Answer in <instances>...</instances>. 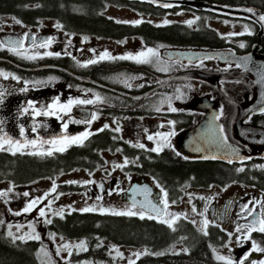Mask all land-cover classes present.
<instances>
[{"label": "flooded vegetation", "instance_id": "af4514ba", "mask_svg": "<svg viewBox=\"0 0 264 264\" xmlns=\"http://www.w3.org/2000/svg\"><path fill=\"white\" fill-rule=\"evenodd\" d=\"M202 1L210 2L209 0ZM135 2L109 0L100 15L104 16L106 20H112L119 24L139 26L148 23L155 28H146V32L141 31V33L120 28L112 34H107L99 32V29L84 30L68 26V22L64 23L54 18L41 19L35 23H24L20 20L21 23L17 24L15 21L19 19L14 14L3 15L0 18V42H2L0 43V73H3L0 75V79H3L4 83L5 79L9 80L11 86H4L0 83V92H3V102L0 103V137L7 134L13 140L24 142L36 139L39 142L64 135H81L85 131L95 133L84 140L82 146L72 144L64 152L54 153L66 154L73 147L92 146L94 148L92 154L87 152L83 159L86 165L77 162L69 166V169L63 168L58 173L47 177L55 179L59 174L75 170H83L91 176L96 175L97 179L91 184V188L85 190L86 195L93 198L102 197V199L110 197L114 204L123 205L127 210L131 208L138 213L143 211L145 218H148L149 215L156 217L151 211H148L149 202L161 209L164 208L165 198L161 189L167 193L168 204L173 205L180 203L181 198L191 189L207 190L215 186L227 188L233 183H245L249 188H252L249 191H253L250 196H247L249 192L237 189L231 198L224 199L221 204H208L204 199L199 202V209L198 207L197 209L203 213L204 219L207 218L211 222L206 229L207 235H210L212 228H215L221 232L218 240L223 241L228 238L226 229H230L234 236L232 238L233 245L229 246V250L233 251L237 257L245 252L249 255L250 264L255 263L254 258L261 259V255L259 251L252 250L253 242L259 240L264 233L259 231L248 233L246 229L236 232V228L251 225L254 220L260 219V214L264 212V203H262L264 202V189L259 185V181L244 180V178H250L249 176L252 174L264 172V155L259 156L260 151L255 152L249 147H244L236 138L233 129L236 119H239L243 125L264 126V110L251 114H247L246 110H243L240 115L238 112V103L250 102L255 97V79L242 66L236 67L237 64L232 61H220L216 57L177 59L170 57L165 52L168 50H209L248 54L253 52L254 45L258 42L257 34L260 28L256 23L247 19L194 10L188 7L162 10L161 13L153 10L139 12L135 9ZM109 6L136 10L140 14L138 21L141 22L137 24L119 20L106 13L105 9ZM186 8L191 11L185 10ZM186 14L188 20H183L185 17L181 16ZM173 15L178 19H175ZM7 19H12V23L10 24ZM43 20H55L61 27H44L41 25ZM194 20L197 21L196 26H189L185 23ZM218 21L238 27L241 25L240 33L243 35H223L216 28ZM176 24H183L191 31L202 33L207 32L208 29L216 31L218 43L212 47L185 46L175 43L176 40L171 38L169 33L164 34L163 37H157L154 41L147 38V35L159 31L160 28L165 29L166 26ZM180 32L182 33V31ZM178 34L180 33L178 32ZM26 37L27 39H25ZM32 37H35V45ZM48 39L52 40L49 46L38 47ZM9 41H22L21 52L26 53L27 56L35 55L36 58H24L22 55L9 51ZM100 42L101 44L107 43L106 46L111 45L114 48H102ZM241 44L244 47H240ZM148 48L155 49L158 53V57L152 58V63L141 64L131 59H115L126 55L135 56ZM48 52L53 55H47ZM105 52L109 53L112 59H100ZM37 53L39 55H36ZM55 53H59V55H55ZM257 54L264 55V36ZM90 60H95L96 63H88ZM45 65L58 66L68 72L56 69L39 71L24 69ZM189 72H193L191 74L199 72L214 75L218 77V80L209 83L190 76L170 79L164 83V80L172 75ZM70 73L84 79H78ZM131 77H136V79H131ZM87 78L95 83L85 81ZM125 81L131 86H126ZM196 83L200 84V89L208 90L209 95L198 96L203 91L195 90ZM25 89L27 90L25 91ZM178 89L179 91H177ZM201 97L215 99V101L221 98V105L217 101L219 105L217 115L219 119L217 120L223 126L227 140L239 148H244L249 158L229 163L223 160L190 158L181 151L180 140L209 118L208 115L205 116L206 109L192 106L193 100ZM57 99L61 104L67 103L69 99L92 100L93 103L73 105L67 115L62 112L58 113L59 119L55 115L37 116L29 107L31 102L37 111H43ZM169 105L176 108L177 111H171ZM93 114H96L95 120H91ZM88 120H91L90 124L79 122ZM65 122L68 123L66 132L63 128ZM170 122H175L174 126ZM105 125L108 127L104 128ZM22 128L23 135H21ZM101 128H104V131H98ZM117 128L119 131H116ZM169 131L175 132V135L170 138L171 147H166L159 153L150 151L156 145L154 141L148 140L147 136H155L157 132L167 133ZM136 144H144L145 148L135 147ZM186 144L192 145L194 142L186 141ZM45 147L48 146L45 145ZM24 151L28 153L34 149L28 148ZM176 152H179L180 155H176ZM2 153L12 154L11 151H0V155ZM16 154H21V152L17 151ZM108 155L127 158L129 163L122 170L115 167L117 163L109 166ZM174 162H178V164L176 165ZM179 163L190 168L188 172L185 169L182 172L184 176L181 177L179 170H174V165L179 166ZM207 163L237 164L244 171H236L234 175L237 178L236 181L200 182L201 180H197V177L204 172L201 165ZM165 168H171V174L165 173ZM116 175L118 176L116 177ZM178 176L182 179L177 181L176 185L173 179ZM61 185L74 190L81 189L76 184L61 183ZM101 185L103 188L100 187ZM30 196L33 197V195ZM133 202H135L134 208L132 207ZM194 202L195 200H193ZM3 206L5 207L2 198H0V209ZM245 207L253 210L251 215L244 211ZM166 212H168L167 209ZM189 216H192V213ZM165 218L168 216L152 219L160 221ZM181 219L197 226L196 223H193L195 220L180 215ZM41 247H43L42 244ZM234 258L236 257L234 256Z\"/></svg>", "mask_w": 264, "mask_h": 264}, {"label": "trees", "instance_id": "16d2710c", "mask_svg": "<svg viewBox=\"0 0 264 264\" xmlns=\"http://www.w3.org/2000/svg\"><path fill=\"white\" fill-rule=\"evenodd\" d=\"M109 0H0V18L3 15L14 14L24 23H35L41 19L54 18L78 29H99L101 33L112 34L116 29H126L141 33L146 28H152L151 24L144 23L139 26L115 23L106 20L100 13L104 11ZM221 4L254 6L264 10V0H209ZM135 9L139 12L149 10L163 12L161 8L151 4L135 2ZM155 28V27H154ZM159 29L147 35L153 39L163 37L164 34L171 35L175 43L188 45H205L212 47L218 43V33L208 29L207 32L191 31L183 24H176ZM177 28V29H175ZM177 32H176V31ZM164 31V32H162ZM182 31V33L180 32ZM172 32V33H170ZM178 32L180 34H178ZM100 142V141H99ZM92 146L73 147L66 154H54L52 157L35 155L29 157L22 154L2 153L0 155V180L8 179L13 183H31L37 179L58 173L61 169H69L75 163L86 165L87 152L92 154ZM171 162H173L171 160ZM220 163V162H218ZM218 163H207L203 166V174L197 180L223 183L236 181L234 176L240 169L239 165H223ZM178 164V162H174ZM171 167L182 172L190 168L182 166ZM196 167L198 165H195ZM177 167V168H176ZM171 168H165V173H170ZM247 170V167L245 168ZM252 174L245 181H259L264 189V172ZM171 174V173H170ZM173 175V174H172ZM173 179L181 181L180 177ZM243 178V177H242ZM172 180V181H173ZM176 187V186H175ZM175 231L167 224L159 220L139 216H118L109 213L78 212L66 213L63 218L55 217L48 224V231L72 238H82L87 244L85 251L80 253L78 259L112 263L113 258L109 253L108 246L102 241L111 242L116 245H127L131 247L148 248L150 253L141 255L134 260V264H223L215 260L211 254V248L217 243L221 232L212 228L210 235H205L197 226L184 220H178L174 224ZM264 244V234L260 238ZM41 242L35 239L21 240L13 239L6 234L5 225L0 226V264H40L38 253ZM178 245L182 249L173 252L171 248ZM162 252L163 255H159Z\"/></svg>", "mask_w": 264, "mask_h": 264}, {"label": "rangeland", "instance_id": "374dc122", "mask_svg": "<svg viewBox=\"0 0 264 264\" xmlns=\"http://www.w3.org/2000/svg\"><path fill=\"white\" fill-rule=\"evenodd\" d=\"M105 10L107 14L119 20L130 21V22H135L139 20L140 14L136 10L133 11L116 6H109ZM185 10L191 11L188 8H186ZM173 17L175 19H178L175 17V15H173ZM181 17H185L183 18V20H188L186 18L187 14ZM7 20L10 21V24L12 23V19H7ZM185 23L188 24L187 22ZM57 24L58 22L55 20H43L41 23V25L44 27L56 26ZM196 24L197 21L194 20V23L191 26H196ZM241 27H242L241 25H239L238 27L237 25L234 26L222 21H218L216 23V28L223 35L240 33ZM105 44H101L100 42L102 48L105 47L114 48L111 45L106 46ZM3 81H4L3 79H0V83L3 84L4 86H11V84H9V80L5 79V83ZM199 85H200L199 83H196L195 90L203 91V93L198 94V96H202L206 94L209 95L208 90L200 89ZM217 101L221 105V98H219ZM116 156L117 155L115 156L108 155L107 160L109 162V166L112 165L113 163H117V164L123 163L124 158L116 157ZM117 176L118 175H116V177ZM96 179H97L96 175L91 176L83 170H75L72 172L59 174L55 179L47 177L44 178L43 180H39V181L37 180L31 183H24L17 185L8 179L0 180V192L6 193L5 196L0 197L2 198L3 204L5 205V207L3 206L2 209H0V224L1 226L5 225V231L7 235L9 231H11L13 233V236L17 237V239H19V237H24V239L21 240H30L33 239L32 236L39 235L40 237L39 241L41 240V242H43L42 243L43 247L39 249V253H38L40 264H95L94 261L80 260L77 257L78 253H82L86 249L87 244L84 239L72 238L56 233H51L50 231H48L49 223H47L46 221L49 219L52 221L55 217L60 216V215H54L53 213L61 208L64 209L63 216L66 213L72 212L74 210L78 212H83L81 210L86 207H94L96 208V211H90V212H98V213H102L100 209L109 210L103 213H111L112 210L115 211L127 210V208L123 205H120L118 203L114 204V202L110 197L97 199L86 195V191L91 188V184L93 183V181L95 182ZM71 181H75L76 183H69ZM53 183H55L56 186V190H57L56 193L49 195L47 200H44L42 203L35 206L33 210L25 213L23 209L28 205V203H30L33 199L43 197L45 193H49L53 187ZM61 183L76 184L77 186H80L81 189L74 190L69 187H62ZM237 189H240L244 192H249L250 189L252 188H249L248 185H246L245 183H233L229 185L227 188H221L215 186L207 190L191 189L189 193L185 194L181 198L180 203L169 205L167 211L168 213L179 214L191 220H195L194 223H196V225L199 228H202V221L204 220V217L198 214L200 213L198 211L199 202H202L205 199V201L208 202V204L210 203L221 204L224 199L231 198V196H233L235 192H237ZM252 192L253 191L249 192L247 196H250ZM24 193H29V195L24 196ZM56 194H60L59 198L54 200L50 210L46 209L47 215L45 217H40L39 216L40 208H45L48 202L50 200H53V196ZM30 195H33V197ZM200 197H204V199H200ZM193 200H195L194 203ZM193 207H195L196 212H193ZM219 210L221 211V208ZM16 213H19V215H17ZM190 213H192V216H189ZM169 218L170 217L165 219H169ZM226 231L228 233L227 235L228 238H226L223 241L219 239L217 243L213 245V247L211 248L212 256L217 261H220L217 259V256L219 255V256L231 258L234 261V263L237 264H239L240 261H243V264L244 262H246V264H250L249 262L250 259L248 258L249 255L247 253L244 252L243 255L237 257L233 253V251L229 250V246L233 245L232 238L234 236V233L230 231V229H226ZM230 233L232 234L231 236L229 235ZM81 242L85 244V248L83 249L76 248L75 245L80 244ZM102 243L108 246V250L113 258V262L108 263L105 261V262H100L98 264H129L130 261H134L139 256L145 255V252L150 253L148 248L131 247L127 245H116L107 241H102ZM65 244L71 245L72 247L68 250H65L63 247ZM255 244L260 248H264V244H262L260 238L259 240H256ZM180 249L182 248L179 247L178 245H175L171 248L173 252L179 251ZM238 251H239L238 253H240V250ZM45 252L47 253V255H45ZM135 253H140V255L136 256L134 255ZM260 255H261V259L254 258L255 259L254 264H261V262H264V252H260ZM234 256L236 258H234ZM245 257H247V259H245ZM220 262L225 264L224 261H220Z\"/></svg>", "mask_w": 264, "mask_h": 264}, {"label": "water", "instance_id": "95a60500", "mask_svg": "<svg viewBox=\"0 0 264 264\" xmlns=\"http://www.w3.org/2000/svg\"><path fill=\"white\" fill-rule=\"evenodd\" d=\"M128 1H139L150 3L155 7L163 9H171L173 7H188L194 10H204L219 15H226L235 18H243L256 23L260 30L257 34L258 42L254 45V50L248 54H238L233 51H195V50H168L165 53L170 57L177 59H203L205 57H216L220 61H232L233 63L240 64L248 74L252 75L255 79L256 95L250 102L238 103L239 115L243 110H246L247 114L259 113L264 110V55L257 54V51L261 47V40L264 36V21L260 20L261 16H264V10L252 6H233L228 4H219L213 2H207L202 0H128ZM164 4L171 5L170 7H163ZM251 9V11H249ZM247 58V59H246ZM27 71H39L56 69L67 71L61 67L54 65H45L37 67H26ZM68 72V71H67ZM178 73L172 75L164 80V83L170 79H178L184 77H197L203 79L209 83H214L218 80V77L206 73ZM78 79H84L81 76L75 75ZM89 83H95L91 79H85ZM192 106L195 108L206 109L205 116L208 115V120L203 121L196 127L194 131L188 133L186 137L180 140L181 151L190 158L205 159L206 160H223L226 162L243 161L248 157V154L244 148L230 143L227 140L228 145L231 148L236 149L233 153L230 148L224 147L215 142L214 129L221 126L217 120L218 115V103L211 100L210 98H195ZM234 133L239 142L244 147H249L252 151H260L259 156L264 155V126L262 125H243L239 119L234 121L233 125ZM188 142H194V144H186ZM215 156V159L211 157ZM252 156V155H251ZM250 156V157H251ZM161 209L160 207H157ZM149 211V210H148ZM156 215L154 212H152Z\"/></svg>", "mask_w": 264, "mask_h": 264}, {"label": "snow or ice", "instance_id": "6c2138e0", "mask_svg": "<svg viewBox=\"0 0 264 264\" xmlns=\"http://www.w3.org/2000/svg\"><path fill=\"white\" fill-rule=\"evenodd\" d=\"M171 5L169 4H164L163 7H170ZM249 11H251V9H249ZM15 19V18H14ZM199 19V18H197ZM260 20L264 21V16L260 17ZM17 24H20L21 21L20 20H16L15 21ZM119 22V21H118ZM141 21H135L134 23H140ZM167 23V22H166ZM189 26H191L194 21H188L187 22ZM56 27H61V25L57 24ZM231 35H243V33H232ZM27 39V37L25 38ZM33 40V44L35 45V37H32ZM2 43V42H0ZM52 43L51 39L45 40L44 42H42L41 44L38 45V47L40 48H46L47 46H49ZM9 45V51H13L15 54L17 55H22L24 56V58H28V59H35V55L33 56H27L26 53L21 52V48H22V41H9L8 42ZM240 47H244L243 44L240 45ZM47 55L51 56L53 55V53L48 52L46 53ZM36 55H39V53H37ZM55 55H59V53H55ZM153 57H158V53L155 49L152 48H148L146 51H141L140 53H138L137 55L133 56V55H126V56H121V57H117L115 59H131L134 60L137 63H141V64H149L152 63V58ZM104 58H109L112 59V57H110L109 53L105 52L102 54V56L100 57V59H104ZM209 57H205V59H207ZM247 59V58H246ZM88 63H96L95 60H90L88 61ZM202 63V62H201ZM86 66V65H84ZM240 64H237L236 67H240ZM166 70V69H163ZM0 75H3V73H0ZM7 78V77H5ZM14 79H18L17 77H13ZM131 79H136V77H131ZM126 86H131L130 84H127V81H125ZM27 89H25L26 91ZM179 91V89L177 90ZM179 98V97H178ZM97 99H99V97H97ZM170 99V98H169ZM3 102V92H0V103ZM93 101L92 100H82V99H69L67 103L65 104H61L59 99H57L56 101H54L51 105H49L46 109H44L43 111H37L34 107V105L31 104V102L29 103V107H31L35 113V115L39 116V115H55L57 116V118L59 119V115L58 113H64L65 115H67L68 113H70L71 108L73 105H77V104H92ZM170 106V110L175 112L177 111L176 108H172L171 105ZM25 111H27V109H25ZM157 111H159V109H157ZM222 114V112H221ZM96 114H93L91 117V120H95ZM217 119H219V116H217ZM91 120L88 121H79V122H84V123H91ZM170 124H172L174 126L175 122H170ZM108 125H105L104 128H107ZM161 127H163V125H161ZM63 128L65 130V132L67 131L68 128V123L65 122L63 124ZM104 128L99 129L98 131H104ZM116 131H119V128L116 129ZM147 131V130H146ZM214 133H215V142H217L218 144L230 148L231 151L233 153L236 152V149L231 148L230 145H228L227 143V135L225 134V130L223 128V126H219L218 128L214 129ZM24 134V130L23 128L21 129V135ZM95 133H91L89 131H85L84 133H82L81 135H76V136H68V135H64V136H60V137H55L52 139H48V140H40L39 142L36 139H32V140H25L24 142H21L20 140H13L11 137H8L7 134H5L4 137H0V151H11L13 155L16 154L17 151L21 152V154H30V155H40V156H52L54 153L56 152H64L67 150V148L72 145V144H78V145H83L84 140H86L90 135H94ZM175 135L174 131H169L167 133H161V132H157L155 134V136L153 135H148L147 139L150 141H154L155 142V147H153L152 149H150V151L153 152H162L166 147H171V141L170 138L172 136ZM45 145H47L48 147L46 148ZM7 146V147H6ZM135 147H139V148H145L144 144H136L134 145ZM34 149V151L25 153V149ZM176 155H180L179 152H176ZM205 159H208L209 157H204ZM212 159H215L216 157L213 156L211 157ZM129 163L128 159L125 158L123 161V164H117L115 165L116 168H120L121 170L123 169V167L127 166V164ZM229 163H231V160H229ZM238 171H244L243 168L238 169ZM69 183H76L75 181H71ZM87 183V182H86ZM94 183V181H93ZM101 188H103V185L100 186ZM56 186L55 183H53V187L51 189V191L49 193H45V195L43 197H39L36 199H33L30 203H28V205L23 209V211L25 213L33 210V208L35 206H37L38 204L42 203L44 200L48 199L49 195L55 194L56 193ZM147 191V190H146ZM161 191L163 192L164 195V208L163 209H159L157 208V206L155 204H151V202H149L148 205V209L151 212H154L156 214V217H165L168 216L170 217V219H160L159 222L167 224V226L169 228H171L173 231H175V227L174 224L180 219V215L179 214H173V213H168L166 212V209L169 207L168 201H167V193L164 192L163 189H161ZM6 193L4 192H0V197L5 196ZM29 193H24V196H28ZM60 194H56L53 196V200H50L48 202V204L45 206V208H40L39 210V216L40 217H45L47 215L46 209H51L52 203L54 202L55 199L59 198ZM109 195H111V192H109ZM97 199H102V197H97ZM200 199H204V197H200ZM264 203V202H262ZM133 208L135 207V202H133ZM143 207V206H142ZM81 211L83 212H90V211H96V208L94 207H86L84 209H82ZM100 211L103 212H107L109 210L107 209H100ZM244 211L248 212L250 215L252 214L253 210L249 209L247 207L244 208ZM63 212L64 209H58L56 210L53 214L54 215H60L61 218H63ZM193 212H196L195 207H193ZM17 215H19V213H16ZM112 215H118V216H134V215H139L141 219H144V213L143 211H141L140 213H137L135 211H133L131 208H129L128 210L125 211H115L112 210L111 211ZM200 215H203V213H198ZM261 218L258 220H254L252 222L251 225H245V226H238L236 228V232H241L242 230H247L248 233H251L252 231H259L261 233H264V212H262L260 214ZM153 217L151 215H149V219L152 218H156ZM47 223H51L52 221L49 219L46 221ZM194 223V221H193ZM211 222L205 218L202 221V228L200 229L201 231H203V233L205 235H207V227ZM9 236L13 237V239H17V237L13 236V233L11 231H9L8 233ZM230 236L232 235L231 233L229 234ZM33 239L39 240L40 237L39 235H34L32 236ZM19 239H24V237H19ZM65 250L70 249L72 246L65 244L64 246ZM76 248L78 249H83L85 248V244L83 242H81L80 244L75 245ZM253 251H260V252H264V248H260L258 247L255 242H253ZM43 251V250H42ZM59 251V250H58ZM145 254H148L147 252H145ZM45 255H47V253L45 252ZM134 255L139 256L140 253H135ZM159 255H163V253H159ZM217 259L220 261H224L225 264H234V262L232 261L231 258L228 257H224V256H217ZM245 259H247V257H245ZM129 264H134V261H130ZM239 264H243V261H240ZM254 264V262H253ZM261 264H264V262H261Z\"/></svg>", "mask_w": 264, "mask_h": 264}]
</instances>
